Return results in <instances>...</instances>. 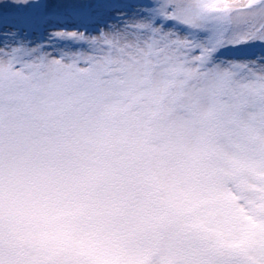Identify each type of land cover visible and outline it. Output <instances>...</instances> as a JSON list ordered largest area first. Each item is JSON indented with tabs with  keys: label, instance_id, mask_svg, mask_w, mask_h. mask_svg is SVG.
<instances>
[{
	"label": "snow or ice",
	"instance_id": "snow-or-ice-1",
	"mask_svg": "<svg viewBox=\"0 0 264 264\" xmlns=\"http://www.w3.org/2000/svg\"><path fill=\"white\" fill-rule=\"evenodd\" d=\"M0 264H264V0H0Z\"/></svg>",
	"mask_w": 264,
	"mask_h": 264
}]
</instances>
